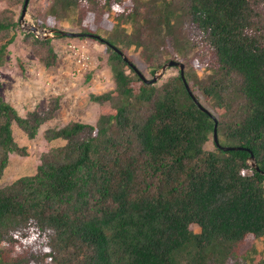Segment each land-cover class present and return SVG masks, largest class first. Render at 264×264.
I'll return each mask as SVG.
<instances>
[{"label": "trees", "instance_id": "trees-1", "mask_svg": "<svg viewBox=\"0 0 264 264\" xmlns=\"http://www.w3.org/2000/svg\"><path fill=\"white\" fill-rule=\"evenodd\" d=\"M122 1L50 0L45 13L80 16L90 6L111 16ZM0 2L10 7L0 9L2 66L18 30L13 7L23 0ZM134 5L112 15L109 27L77 18L80 37L105 45L114 82L90 98L114 111L93 124L46 129L47 139L65 140V154L43 152L34 174L0 186V264H251L258 241L264 257V0ZM22 34L50 66V39ZM132 45L151 73L169 59L183 63L207 111L176 66L160 83H145L115 50ZM56 100L21 116L0 95V175L9 153L26 154L12 124L34 137ZM215 121L220 145L244 149L219 148ZM250 153L258 170L247 163ZM247 234L253 238L239 253Z\"/></svg>", "mask_w": 264, "mask_h": 264}, {"label": "rangeland", "instance_id": "rangeland-1", "mask_svg": "<svg viewBox=\"0 0 264 264\" xmlns=\"http://www.w3.org/2000/svg\"><path fill=\"white\" fill-rule=\"evenodd\" d=\"M131 1L135 2V5L142 2V0L116 2L112 5L109 14L112 16L124 11ZM49 5L50 0H29L23 17L26 21L25 26L19 23L22 4L13 7L15 9L14 18L18 20V30H16L13 41L6 46V58L4 64L0 66V95L21 116H25L28 111L32 110L45 111L50 106L48 105L50 100L55 97L57 108L52 116L39 126L32 138H29L15 123L12 124L13 139L17 145L26 148V154L9 153L7 163L0 175V186L18 177L34 174L43 152H48L54 158L65 154V140L59 137L47 139L44 136L46 129L62 126L70 121L93 124L100 114L114 111L110 105H100L90 98L91 94H100L114 89L112 71L107 61L108 53L104 44L88 38L91 35L87 38L80 37V35L50 36L49 44L56 53V57L50 66H45L35 56L30 45L23 40L22 34L30 32L27 29L29 24L41 28H56L61 31L79 33L78 17H82L85 22L99 17V25L109 27L110 23L107 22L112 20L111 16H106V13L100 15V11L96 12L89 6L88 9L80 11V16L79 12L78 15L75 12L74 15L68 16L63 11H57L56 16L53 17L45 13ZM5 7L10 8L6 3L0 2V9ZM139 10L141 11V8ZM44 21L47 25H43ZM121 23L120 27L128 26V24H123V21ZM91 30H93L92 24H89L88 31L92 32ZM98 35L103 36V33L98 32ZM37 38L44 39L42 36H37ZM124 51V55L129 57L138 71L148 79L152 78L161 66L151 73L152 65L140 57L139 51L133 45ZM175 73L176 70L170 66L156 81L160 83ZM215 111L220 114L222 108L216 106ZM252 238V234L244 237V243L238 250L239 253L244 252ZM262 247L263 244L259 241L255 244L257 252L251 264L264 262V257L259 252Z\"/></svg>", "mask_w": 264, "mask_h": 264}, {"label": "water", "instance_id": "water-1", "mask_svg": "<svg viewBox=\"0 0 264 264\" xmlns=\"http://www.w3.org/2000/svg\"><path fill=\"white\" fill-rule=\"evenodd\" d=\"M29 0H23L22 3V7H21V12H20V18H19V23L21 25H26V21H24L23 17L24 14L26 12V7H27V3ZM27 29L32 32L35 36H42L44 39L49 38L50 36H54L56 34H60V35H67V36H75L78 35V33L76 32H67V31H61L59 29L56 28H41L37 25L34 24H29ZM115 50L121 55L122 59L124 61H128L126 55H124L123 52H121L120 50H118L117 48H115ZM170 66H176L179 69V75L180 78L182 80V82L184 83V86L186 88V90L188 91V93L193 97V95L190 92V88L185 80V76H184V64L181 62H178L174 59H169L167 60L165 63H163L158 70H156L155 74L153 75L152 78L148 79L146 78L141 72L138 71V69L135 66H132L133 69L136 71V73L139 75V77L145 82V83H153L157 80L158 77H160L163 72L165 71L166 68L170 67ZM194 102L204 111H207L204 107H202L199 102L193 97ZM212 138L214 143L221 149L223 150H238V149H244V147L241 146H228V145H220L218 140H217V134H216V121L214 122L213 125V132H212ZM246 149V148H245ZM247 163L248 165H250L252 168L258 170V166L256 164V160L254 158V156L250 153V155L247 157ZM263 173V172H261ZM264 174V173H263ZM261 264H264V262H262Z\"/></svg>", "mask_w": 264, "mask_h": 264}]
</instances>
